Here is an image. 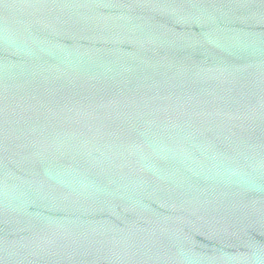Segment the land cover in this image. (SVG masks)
<instances>
[{
  "label": "water",
  "instance_id": "obj_1",
  "mask_svg": "<svg viewBox=\"0 0 264 264\" xmlns=\"http://www.w3.org/2000/svg\"><path fill=\"white\" fill-rule=\"evenodd\" d=\"M0 264H264V0H0Z\"/></svg>",
  "mask_w": 264,
  "mask_h": 264
}]
</instances>
